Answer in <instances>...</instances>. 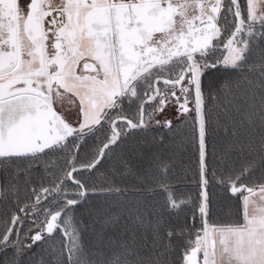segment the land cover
<instances>
[{"label":"snow or ice","instance_id":"1","mask_svg":"<svg viewBox=\"0 0 264 264\" xmlns=\"http://www.w3.org/2000/svg\"><path fill=\"white\" fill-rule=\"evenodd\" d=\"M172 107L198 153L190 220L155 153L139 186L90 183L131 171L137 137L163 147ZM220 136L245 160L218 174ZM209 175L235 221L212 219ZM0 264H264V0H0Z\"/></svg>","mask_w":264,"mask_h":264},{"label":"trees","instance_id":"2","mask_svg":"<svg viewBox=\"0 0 264 264\" xmlns=\"http://www.w3.org/2000/svg\"><path fill=\"white\" fill-rule=\"evenodd\" d=\"M222 75L221 72L210 70L205 77V84L212 82ZM134 110L130 111L133 114ZM178 124L175 133L155 132L159 137L167 133L166 143L163 147L159 145L144 146V138L137 137L135 141H130L125 146L124 156L128 159L127 167L131 171H125V165L118 159H113L107 162L100 172L92 177L90 183H100L107 176L115 183L131 189L132 185L139 186L145 178L146 172L154 171L155 165L152 162V155L155 153L160 159H163L169 166V181L171 187L175 190L177 197L188 201V204L183 208L180 216L181 219L185 216L191 219L192 210L196 203L199 202L201 188L199 186V168H198V153L192 142L191 130L187 128L181 121H175ZM224 139L222 136L215 138L209 145L210 167L216 168L219 174L225 171V166L239 167L244 163L245 157L242 154L234 153L227 159H222V151ZM212 143L215 144V155L212 153ZM92 144V141H89ZM137 148L135 152L133 148ZM115 173V175H114ZM259 173L253 177L257 178ZM209 186L207 188L210 207L212 208V219L218 223L233 222L237 219L236 216V201L235 198H229L227 193L221 186L212 180L211 175L208 177ZM151 183V180H148ZM146 194V189H145ZM90 203H98V201H90ZM197 226L199 221L197 220Z\"/></svg>","mask_w":264,"mask_h":264},{"label":"flooded vegetation","instance_id":"3","mask_svg":"<svg viewBox=\"0 0 264 264\" xmlns=\"http://www.w3.org/2000/svg\"><path fill=\"white\" fill-rule=\"evenodd\" d=\"M80 69H78L79 71ZM85 72H87L88 70H84ZM134 110L133 113L135 112V109H132ZM63 114L64 116L66 117V119L72 121L73 123L76 122L77 120V115H76V110H75V106L73 105H70L68 104L67 102H65V104L63 105ZM129 115L130 114V111L128 113Z\"/></svg>","mask_w":264,"mask_h":264},{"label":"rangeland","instance_id":"4","mask_svg":"<svg viewBox=\"0 0 264 264\" xmlns=\"http://www.w3.org/2000/svg\"><path fill=\"white\" fill-rule=\"evenodd\" d=\"M157 119H169V120H173L174 122L177 121L175 108L172 107V108L168 109L166 112V115H159V116H157Z\"/></svg>","mask_w":264,"mask_h":264},{"label":"water","instance_id":"5","mask_svg":"<svg viewBox=\"0 0 264 264\" xmlns=\"http://www.w3.org/2000/svg\"><path fill=\"white\" fill-rule=\"evenodd\" d=\"M210 71V70H209Z\"/></svg>","mask_w":264,"mask_h":264}]
</instances>
